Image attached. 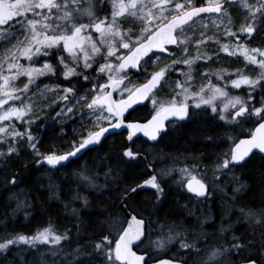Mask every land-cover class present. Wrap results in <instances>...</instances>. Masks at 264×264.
<instances>
[{
    "label": "snow or ice",
    "instance_id": "1",
    "mask_svg": "<svg viewBox=\"0 0 264 264\" xmlns=\"http://www.w3.org/2000/svg\"><path fill=\"white\" fill-rule=\"evenodd\" d=\"M111 2L110 14L98 17L93 11V0H0V42L5 48L0 56V159L7 161L18 156L21 148L27 145L32 155L38 158V164L59 171L74 162L83 151L102 146L110 134L124 129L130 143L123 145L122 156L135 162L141 159L134 140L138 134L158 142L169 128L194 117L196 110L207 111L209 108L221 121L240 128V135L244 136L232 139L228 152L222 154L216 165L213 180L218 179L216 172L231 171L245 164L256 151L264 154V46L249 47L247 43H240V36L231 30V19L225 7L238 2L245 10L247 19L239 33L249 41L256 35L264 37V0H255V3L249 0H206L202 5L194 0ZM204 14L228 17L227 22L214 19L212 24L218 30L222 28L221 34L234 38L236 43H221L215 33L207 35L208 25L201 23ZM85 18L87 22H84ZM129 19L133 24L124 27V22ZM197 31L199 35L195 39L188 35ZM12 40L16 43L13 44ZM210 41L218 46L217 57L220 52L242 56L247 64L255 65L259 71L255 76L240 70L236 73H229L227 69L214 73L205 71L199 73L200 82L194 83V66L201 61L213 60V56L204 50ZM190 49L195 50L194 54ZM177 52L180 55H176ZM163 54L170 63L160 66ZM49 57L56 59L55 65L49 62ZM22 59L27 64L21 63ZM181 66H186L187 71ZM149 67L155 70L149 72ZM58 68L60 76L71 86L52 88L45 85L43 91L35 87L38 80L56 76ZM131 69L139 74L136 80L128 74ZM89 70L91 72L86 75ZM92 73L96 75L90 80ZM173 74H178L180 79L170 83ZM212 75L217 81H223L225 75H235L236 78L221 87L212 82ZM21 77L27 79L22 87H18L15 82ZM72 78L89 82L91 88L78 90L72 84ZM140 79L144 82L137 83ZM228 83L234 89L245 87L246 98L230 95L226 91ZM164 89L174 93L168 101L157 99ZM43 92L57 93L58 98L52 97L50 104L48 100L43 102L48 106L63 105L56 113L61 119H73L76 114L81 116V121L87 119V123L81 125V133L74 130V139L66 151L48 149L41 152L38 147L40 141L33 134L32 126L40 116L31 101L33 96H43ZM145 100H151L154 114L146 122H137L131 118L132 111ZM14 122H19L20 127ZM245 124L251 125L247 135L243 132ZM174 170L149 173L142 184L124 189L120 194L124 206L138 189L155 190L157 200L162 198L165 177ZM178 171L181 183L189 193L207 199L208 183L195 165ZM110 174L111 169L104 172L106 183L111 179ZM76 175L89 186H98V174L82 171ZM4 183L15 185L16 176H7ZM73 199L81 197L77 195ZM87 203L84 199L85 206ZM72 211L76 213V209ZM132 211L136 212V209ZM245 215L261 229L259 239L245 240L232 234L225 243L205 244L202 251L197 240H188L182 232L173 235L171 226L166 236L151 240L150 237L156 235L151 230L152 220L138 212L129 214L112 238L105 234L91 249H74L73 261L69 264H76L83 254H87L86 259L92 264L100 253H103V264H152L155 251L177 240L180 249L199 257V264H264V210L249 209ZM229 230L230 226L222 227L221 233ZM68 240L67 232L59 233L49 225L32 236L4 238L0 241V252L20 244L32 248L52 245L60 251L63 242ZM156 264H188V260L178 256L159 259Z\"/></svg>",
    "mask_w": 264,
    "mask_h": 264
},
{
    "label": "trees",
    "instance_id": "2",
    "mask_svg": "<svg viewBox=\"0 0 264 264\" xmlns=\"http://www.w3.org/2000/svg\"><path fill=\"white\" fill-rule=\"evenodd\" d=\"M198 5H202L206 0H194ZM238 4V3H236ZM233 4L231 7L239 6ZM132 21H125L124 27L132 25ZM134 30H136L134 28ZM12 43H16L12 40ZM10 46V45H9ZM5 48L0 42V56ZM49 62L56 64L54 57L47 58ZM43 60H41V63ZM39 66V65H37ZM150 69V67L148 68ZM91 70L85 74H89ZM92 73L90 80L95 77ZM180 79L179 75H172L170 83ZM143 79L138 80V83ZM72 84L78 90L87 91L91 88L89 82L72 78ZM45 85L52 88H64L71 86L60 76L58 68L57 75L51 78L45 77L37 81L35 87L40 91ZM165 98H172L174 93H160ZM58 98L55 92H43V96H33L32 103L34 111L39 113L40 119L32 126L33 134L39 138L38 147L41 152L48 149L59 150L68 149L70 141L74 139L76 133L83 131L82 123L86 124L87 119L81 121V116L76 114L73 119H61L56 115L60 110L58 106H48L43 101L51 98ZM27 101V100H26ZM62 107V106H61ZM43 108V111L40 109ZM132 119H138V115L132 112ZM55 121L62 127L66 126L64 135L57 133ZM20 127L19 124H16ZM221 126L213 122L198 120L196 117L185 124L178 123L175 128H170L167 134L162 137L156 146L152 147L146 143L137 142L140 153L146 156L147 163L143 159L129 162L122 156L123 145L126 142V133H118L108 137L102 146L91 151H86L81 159H76L61 171L53 172L47 170L44 165L38 164L37 157L32 155L30 148L24 145L18 156L5 161L0 159V240L17 235H32L37 231L51 225L59 233L67 232L69 240L63 242L61 248L73 257L72 252L76 248L91 249L98 243L105 234L112 238L116 235L120 223L125 219V206L122 205L120 194L124 189L136 187L141 184L149 174L148 165L157 170L167 172L171 169V159L188 160L187 166H213L215 158L220 157L219 150L226 145L224 142ZM38 129V130H37ZM21 130H23L21 128ZM221 152V151H220ZM218 153V155H217ZM217 155V156H216ZM172 165H174L172 163ZM179 166V165H178ZM183 167V166H181ZM247 169L242 173L233 185L238 192L231 194L217 195L213 199L222 198V202L213 204L212 212L217 216L218 225L212 223L209 228L215 227L213 233L216 235L213 244L225 239L230 240L232 234L245 240L259 239L261 229L254 222H251L245 213L251 209L253 211L264 210V158L255 156L246 163ZM111 169V179L104 180V172ZM87 171L88 174H98L97 187L89 186L88 182L82 181L76 173ZM9 175H15L17 183L12 185L4 183ZM168 176V175H167ZM204 176H208L205 174ZM114 180L115 182H112ZM170 179L167 181L169 182ZM178 180L171 181L164 187V196L159 200L153 197L152 192L139 190L132 195V199L127 202L126 208L131 213L155 212L152 222L157 220L178 221V213L184 207L185 217L195 215L194 208L197 206L192 197L185 195L176 185ZM102 185L103 187H100ZM225 186H227L225 184ZM231 188H229V192ZM79 195L81 199H73ZM232 197L235 203H231ZM87 200V206L84 204ZM178 199V200H177ZM19 205V206H18ZM183 205V207H182ZM76 209L74 214L72 209ZM136 209L133 212L132 209ZM207 214V213H206ZM155 216L157 218H155ZM204 219L206 217L204 216ZM184 220L181 219L180 222ZM169 225V224H167ZM230 230L221 233V228ZM185 227V226H184ZM187 234L194 236L193 240L199 237H206V228H200L196 223L186 225ZM152 228V227H151ZM157 235H152L150 239ZM40 248V246H39ZM12 249V248H11ZM6 251L8 257L3 258L0 254V264H14L15 259L18 264L26 261V253L22 252V259L14 251ZM43 252V249H41ZM62 260L56 264H69L73 259ZM79 259L76 264H89L86 259ZM44 259V258H43ZM29 263L35 264L34 260ZM39 262L37 261V264ZM44 264H55L44 260ZM92 264H103V253H100Z\"/></svg>",
    "mask_w": 264,
    "mask_h": 264
},
{
    "label": "flooded vegetation",
    "instance_id": "3",
    "mask_svg": "<svg viewBox=\"0 0 264 264\" xmlns=\"http://www.w3.org/2000/svg\"><path fill=\"white\" fill-rule=\"evenodd\" d=\"M249 2L255 3V0H249ZM227 11H228V14H229L230 19H231V25H230L231 30L237 32V34L240 36V43H247L249 47L264 46V37L256 35L253 37L252 40L246 41L245 36L243 34L239 33V28L245 24L246 19H247L246 12H245V10L242 9V7H240V6L227 7ZM214 19H216V20L223 19V20H225V22H227L228 17H223V16L217 17L216 14H212L211 17L209 15L204 16V19H203V21H201V23L208 25L207 35H213L215 33L219 37L221 43H229V42H231L232 44L236 43L234 38L225 37L221 34L222 28L219 30L214 28V26L212 24V21ZM188 35L192 36L193 39H195L196 36L199 35V31H197L196 33L189 32ZM204 50L207 51L208 55L213 56V60L208 61L207 63H204L203 61H201V62H198L197 65L194 66V71H193L194 83L198 84L200 82L199 73L205 72V71H207L209 73H214L218 70L227 69V71L229 73H236L237 70H240L242 73L250 75V76H255L256 73L259 71V69L255 65L247 64V62L244 60V58L242 56H239V55L228 56L226 53L220 52L219 56L217 57L216 51L218 50V46L216 44L212 43L211 41L209 42V44L207 46H205ZM194 51H195L194 49H190V53L194 54ZM21 63L26 64V61L22 59ZM181 67L184 69V71H187L186 66H181ZM150 69H151V67H150ZM128 74H130V73H128ZM235 78H236L235 75H232V76L225 75L223 81H217L215 75L211 76L212 82L214 84L219 83L221 87H223L225 83L229 82L230 79H235ZM143 82H144V80L140 83H143ZM226 91H228L230 95H239L241 97L246 98V88L245 87H241L240 89H234L231 87L230 83H228V87L226 88ZM162 101H164V100H162ZM217 103L219 104V102H217ZM61 106H63V105L58 106V109H60ZM190 111H191V109H190ZM132 112H134L135 115H138V119H133V120H135L137 122L147 121L148 119L151 118V115L154 114L153 106L151 105V100H149L144 105L137 106L135 108V111H132ZM194 117H196L198 120L203 121V119H204L205 121H210L216 125L221 126V128H220L221 132H224L223 139H224V142H226L225 147L223 149L219 150V153L221 154V156H222V154L228 152L229 147L232 144V139H235L237 137L244 138V136L240 135V132H241L240 128H237L235 125L226 124L224 121H221L216 114H213L211 112L210 108L207 111H204L202 109L196 110V115ZM192 119H193V117L187 121H182L181 124H185V123L191 121ZM57 122L58 121H55V126H54V128L56 129V132L58 134L62 133L64 135L65 134L64 130H65L66 126L61 127ZM250 128H251L250 124L243 125L244 135L248 134V131ZM164 135L165 134H162V137H164ZM135 141L141 142V143H146L147 145L152 146V147L156 146L157 143L159 142L158 141V142H155L154 144H151L148 142L147 139H145L143 137H139V138L135 139ZM66 150L67 149H63L62 151H66ZM217 155H218V153H217ZM256 155L261 157V158H264L263 155H261L259 153H255L251 158H249L247 160V162L249 160H251L252 158H254ZM221 156L215 158V162H214L215 164L213 166H210V167L198 166V167H196L197 172L200 175H205V174L208 175V176H205L206 182L208 183V187H209V194H208L207 199L197 198L192 193H189L186 190V188L182 185L181 174L178 171V169H181L184 167L174 168L175 169L173 171V173L175 174L174 180L179 181V182H176V185L179 186V188L183 191V193L185 195L189 196L190 198L192 197V200L196 203L197 206L194 208L195 210H193L195 215H191V217H194V218H188L187 219L185 217V214H186L184 211L185 208L182 205L183 208L178 213V218H177L178 221L173 219V218L172 219L168 218L170 220H163V221L157 220V222H153L151 227H157V228L160 227L157 230V233L159 236H161V235L165 236V232H164L165 229H166V233L168 234V230H169L170 226L174 230V231H172V234L175 235L176 230H178L180 232L187 231L186 225L190 226L192 223H196L200 228H203V229L206 228V230H207L206 232H208L206 237L201 236L197 239V241H198L197 246L203 251L205 244H209V245L213 244L215 236H216L213 233V230L215 231V227L218 225V221L216 219L217 216L212 212L211 208L213 207V204L222 202V198L220 197L217 199H213L214 197H216V195H215V192L213 190L212 185L222 184V183L227 184V185L233 184L240 177H242V173L247 169V167H246L247 162H246L245 164L239 165V166L231 169V171L223 170L220 172H216L218 179L213 180V173L216 170V165L220 162ZM80 159H81V157H80ZM189 168H191V167H189ZM46 169L59 173V171H61L63 168H60L59 171H56L55 169H50L47 167H46ZM153 170H154V168H153ZM153 172L155 173V171H153ZM225 172L227 174H224ZM165 185H168V184L163 183V186H165ZM139 190H147L149 192H152L153 197L155 199H157L156 195H155V190H152L149 188H144V189H139ZM139 190H137V191H139ZM234 198L235 197H232L231 203H235ZM154 213L155 212H153V213L146 212V213H143L142 215L145 218L151 219L154 217V215H155ZM133 214L135 215V213H133ZM204 216L206 217V219H204ZM155 218H157V217L155 216ZM181 219H183L184 221L180 222ZM215 222H216L215 227L209 228V226ZM167 224H169V225H167ZM161 232H163V234H159ZM223 242L225 243V239L223 240ZM169 245L170 244H168L166 246L167 249L164 252L155 251L154 252L155 258L152 262L157 261L159 259H163V258L183 256L185 259L188 260V264H199V257H197L194 253L189 255L186 253V250H183L180 248L176 249L175 246L169 248ZM145 246H147V242H146Z\"/></svg>",
    "mask_w": 264,
    "mask_h": 264
},
{
    "label": "rangeland",
    "instance_id": "4",
    "mask_svg": "<svg viewBox=\"0 0 264 264\" xmlns=\"http://www.w3.org/2000/svg\"><path fill=\"white\" fill-rule=\"evenodd\" d=\"M93 4H94L93 11H94V13H95L96 16H98V17H104V16H108L110 14V11H111V8H112V2H111V0H93ZM236 5H238V4H236ZM127 21H132V20L129 19ZM84 22H87V18L84 19ZM132 23H133V21H132ZM176 55H180V53L177 52ZM167 63H170V61L167 60V59H164L163 58V55H162V60L160 62V66H163L164 64H167ZM154 70L155 69L152 68V67H151V69H148L149 72L154 71ZM174 75H178V74H174ZM26 79H27L26 77H21L19 80H17L15 82L16 86L22 87L23 83L26 82ZM133 80H136V78L133 79ZM137 83H138V81H137ZM162 92H167V93L171 94L173 91H171L170 89H164ZM157 99L158 100H161V101L162 100L168 101V100L171 99V97L167 99V98L163 97L161 94H159L157 96ZM26 102H28V101H26ZM151 105H152V103H151ZM14 123L15 124H19V122H14ZM171 162L174 164V165H172V163H170L171 169H174V168L178 167V165L180 167L181 166L186 167V165L189 163L188 160L187 161L186 160H182V162H181L178 159H171ZM157 172H159V170H157ZM172 173H173V171L171 172L170 175H168V176L165 177L164 183L169 184L171 181L174 180V175L175 174L174 173L172 174ZM169 179H170V181L167 182ZM212 186H213V190H214L216 196L217 195H223L224 196L227 193L228 194H231L232 191L233 192H238L239 191L233 185H227V186H225L224 183H222V184H214ZM229 188H231V191L230 192H229ZM159 228H157V227H152L151 228L152 232L153 233H156V235H157L154 238H152L151 240L155 241L158 238L159 235L157 233V230ZM164 232H165V236H166L167 235L166 229L164 230ZM176 232H180V231L176 230L175 233ZM36 233H34L32 235H35ZM182 233L185 234V236H186V238L188 240H193L194 236L191 238V236L189 234H187L186 231H184ZM159 234H163V232H161ZM32 235H30V236H32ZM26 236H28V235H26ZM13 237H15V236H13ZM2 240L3 239H1L0 241H2ZM222 243H224V242H222V241L217 242V244H222ZM39 246H40V248H39ZM173 246H175L176 249L179 248V241L177 240V241H174L173 243H171L169 245V248H171ZM41 249H43V252L41 251ZM166 249L167 248L165 247L164 249L157 250V251L164 252V251H166ZM18 250H20L21 252H22V250H24L26 253H30V254H26V256H25V260L26 261L25 262L24 261H21L22 263H20V264H32V263H29V261H32V259L34 260V263L35 264H37V261L39 262L38 264H44V260L50 261V262H55V264H56L57 262H60L62 260L66 261L67 259H69V256H70L67 252L65 254H63V252H64L63 250L56 251L55 250V247L52 246V245H37L35 248H32V247H29V246L20 244L18 246L13 247L11 249V251H14V253L15 254H18L17 256H19V258L22 259V255L23 254L20 253V252H18ZM2 253H4V254H2ZM0 254H2V257L3 258L8 257L6 255V252H0ZM84 255L85 254H83L80 257V259L81 258H84L85 257ZM8 258H10V257H8ZM70 259H73V257L70 256ZM81 260H83V259H81ZM14 264H18V260L17 259H15Z\"/></svg>",
    "mask_w": 264,
    "mask_h": 264
},
{
    "label": "water",
    "instance_id": "5",
    "mask_svg": "<svg viewBox=\"0 0 264 264\" xmlns=\"http://www.w3.org/2000/svg\"><path fill=\"white\" fill-rule=\"evenodd\" d=\"M204 15H206V14H204ZM129 72H131V74L129 75L131 78H133V77L139 75V74L136 72V70H134V69L129 70ZM115 95H116V94L114 93V97H115ZM148 101H149V100H145V101H143L140 105H144V104H146ZM140 105H137V106H140ZM137 106H135V108H136ZM145 122H146V121H145ZM122 132H125V133H126V131H125L124 129H120V130H117V132L110 134L109 136L114 135V134H118V133H122ZM126 135H127V133H126ZM109 136H108V137H109ZM139 137H143V138H145V139L148 140V138H147V137H144L142 134H138V137H134V140L137 139V138H139ZM126 141H127V140H126ZM148 142L151 143V144H154V143H155V142L150 141V140H148ZM127 143H130V142H127ZM86 151H87V150H85V151H83L82 153H80V154L78 155V158H80V157L82 156V154H83L84 152H86ZM255 153H259V152L256 151ZM260 154L264 156V154H262V153H260ZM78 158H76V159H78ZM46 166H47V165H46ZM47 167L50 168V166H47ZM149 173H154V172L152 171V169H150V170H149ZM193 195H194V194H193ZM122 205H124L123 201H122ZM129 214L134 215L133 213H127L126 216L129 215ZM163 259H167V258H163ZM152 264H156V261L152 262Z\"/></svg>",
    "mask_w": 264,
    "mask_h": 264
},
{
    "label": "bare ground",
    "instance_id": "6",
    "mask_svg": "<svg viewBox=\"0 0 264 264\" xmlns=\"http://www.w3.org/2000/svg\"><path fill=\"white\" fill-rule=\"evenodd\" d=\"M127 142V141H126ZM84 154V153H83ZM82 154V155H83ZM141 159H143L146 163H147V158H146V156H144L143 154H141ZM45 167H46V165H44ZM150 169H152V171H154L153 170V166H151V165H148V171L150 170ZM143 183V182H142ZM141 183V184H142ZM139 190V189H138ZM124 203V202H123ZM125 208V216H126V214L127 213H131L126 207H124Z\"/></svg>",
    "mask_w": 264,
    "mask_h": 264
}]
</instances>
